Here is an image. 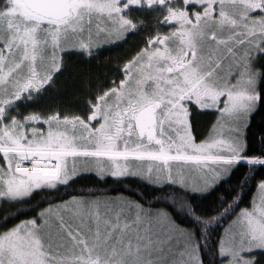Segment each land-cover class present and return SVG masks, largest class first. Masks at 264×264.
Instances as JSON below:
<instances>
[{"label": "snow or ice", "instance_id": "6c2138e0", "mask_svg": "<svg viewBox=\"0 0 264 264\" xmlns=\"http://www.w3.org/2000/svg\"><path fill=\"white\" fill-rule=\"evenodd\" d=\"M261 107L264 0H0V264H264Z\"/></svg>", "mask_w": 264, "mask_h": 264}, {"label": "trees", "instance_id": "16d2710c", "mask_svg": "<svg viewBox=\"0 0 264 264\" xmlns=\"http://www.w3.org/2000/svg\"><path fill=\"white\" fill-rule=\"evenodd\" d=\"M134 38L129 37V44L121 45L119 48H113V49H104L99 56L91 61V71L93 73H103L105 69V65H111L115 63L117 55L121 54L124 48H127L132 42ZM99 60V66H97L96 60ZM73 69L69 68L68 74L71 75V72ZM214 117L209 116L208 114H204L199 119L198 124V132L200 133H206L207 127L209 126L210 120ZM252 127L250 129V139L253 140L255 146H259V133L260 131H264V107H261L255 115L251 117ZM246 167V166H245ZM92 180V177H84L81 181H78L75 187H99L101 189L109 188L111 187L114 189L112 193L109 194H116V193H123L125 192V189L131 186L132 188H136L137 184L135 181H122L120 184H115L111 180H109L107 183L104 184H98L93 185L90 183ZM72 194V193H70ZM250 195V194H249ZM211 198H209L210 200ZM248 199V196L245 197V200ZM243 206V205H242ZM30 215V214H29ZM227 221H225L226 223ZM219 230V229H218ZM209 259L211 257L209 256ZM264 259V258H262Z\"/></svg>", "mask_w": 264, "mask_h": 264}, {"label": "rangeland", "instance_id": "374dc122", "mask_svg": "<svg viewBox=\"0 0 264 264\" xmlns=\"http://www.w3.org/2000/svg\"><path fill=\"white\" fill-rule=\"evenodd\" d=\"M256 255H260L259 253H256ZM262 258H264V257H262Z\"/></svg>", "mask_w": 264, "mask_h": 264}]
</instances>
